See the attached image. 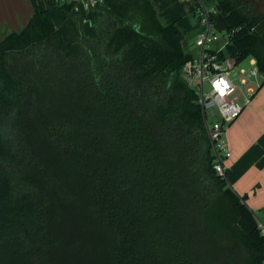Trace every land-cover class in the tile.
I'll list each match as a JSON object with an SVG mask.
<instances>
[{"label":"trees","instance_id":"obj_1","mask_svg":"<svg viewBox=\"0 0 264 264\" xmlns=\"http://www.w3.org/2000/svg\"><path fill=\"white\" fill-rule=\"evenodd\" d=\"M44 5L0 40V264H264L177 25L152 0ZM214 23L264 75L253 4L217 0Z\"/></svg>","mask_w":264,"mask_h":264},{"label":"built area","instance_id":"obj_2","mask_svg":"<svg viewBox=\"0 0 264 264\" xmlns=\"http://www.w3.org/2000/svg\"><path fill=\"white\" fill-rule=\"evenodd\" d=\"M86 10L97 6L103 0H76ZM193 3L194 15L200 20L202 29L196 36V57L189 60L183 67V75L196 89L203 111V120L211 143L214 157V169L227 178L228 160L232 151L225 134L231 124L243 113L251 103L257 90L249 87L244 90L242 85L249 82L258 87L264 75L259 70L257 60L250 59L251 68H241L236 56L227 52L237 30L219 31L214 23L217 5L209 8L202 0H181ZM259 78L261 81H259ZM208 85V89H206ZM258 89V88H257ZM209 108H215L219 119L209 121ZM259 228L264 236V224L259 220Z\"/></svg>","mask_w":264,"mask_h":264},{"label":"crops","instance_id":"obj_3","mask_svg":"<svg viewBox=\"0 0 264 264\" xmlns=\"http://www.w3.org/2000/svg\"><path fill=\"white\" fill-rule=\"evenodd\" d=\"M152 1L166 24L176 21L184 35L183 47H190L202 29L200 20L194 14L191 16L194 4H178L181 0ZM43 5L44 0H0V40L24 28ZM225 138L232 151L228 183L239 196H246V205L264 224V86L231 124Z\"/></svg>","mask_w":264,"mask_h":264},{"label":"rangeland","instance_id":"obj_4","mask_svg":"<svg viewBox=\"0 0 264 264\" xmlns=\"http://www.w3.org/2000/svg\"><path fill=\"white\" fill-rule=\"evenodd\" d=\"M209 8H211L212 6H214V5H217V0H202ZM245 1H250L252 4H253V7L255 8V10L257 11V13L259 14V15H261V16H264V0H245ZM154 3V2H153ZM178 4H188V5H191V4H189V3H186V2H182V1H179V3ZM154 5H155V3H154ZM156 7V6H155ZM44 8H45V5H43V8H42V10H44ZM42 10H39V11H42ZM38 11V12H39ZM35 14V13H34ZM193 14H194V11H193V9H192V13H191V16H193ZM160 16V15H159ZM161 19H162V21H163V23L164 24H166L164 21H166V19L164 18V17H160ZM195 18V17H194ZM195 20H198L197 18H195ZM172 23H175L176 25H177V23H176V21H174V22H172ZM177 27L180 29V27H179V25H177ZM181 30V29H180ZM181 32H182V30H181ZM183 34V33H182ZM184 36V35H183ZM196 41V40H195ZM194 42V41H193ZM191 42V44H190V47H186V48H184L185 49V51L187 52V53H192L193 55H194V57H196V53H197V46H196V43L194 42ZM252 57H249V58H246L242 63H241V65H240V67L241 68H245V69H248L249 70V68H251L252 66H251V64H250V59H251ZM182 76H183V78L188 82V83H190V81L188 80V78L187 77H185L184 75H183V68H182ZM246 79H248V83H247V85H242V87H243V89L244 90H246V89H248L249 87H253L255 90H257V88H258V86L256 85V84H253V83H251L250 82V80H249V78H248V76H244ZM259 81H261V79L259 78ZM195 83H193L192 85H194ZM209 87H208V85H206V89H208ZM208 113H209V115H210V117H209V121H213V120H215V119H219V117L217 116V115H215V114H217V110L215 109V108H209L208 109ZM258 216H259V218H262V216L261 215H259L258 214Z\"/></svg>","mask_w":264,"mask_h":264}]
</instances>
